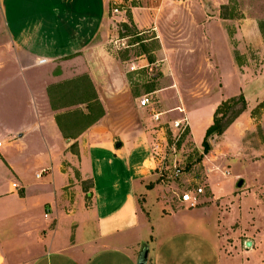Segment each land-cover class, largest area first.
Masks as SVG:
<instances>
[{
  "label": "rangeland",
  "instance_id": "obj_1",
  "mask_svg": "<svg viewBox=\"0 0 264 264\" xmlns=\"http://www.w3.org/2000/svg\"><path fill=\"white\" fill-rule=\"evenodd\" d=\"M120 1L124 9L113 19L115 0H109L112 19L105 29L106 57L98 58L104 62L99 66H105V72L98 74V86L89 61L81 56L56 61L44 73L28 76L39 102L23 104L22 109L47 117L42 121L45 133L54 124L60 133L59 137L30 135L31 143L52 140L55 156L62 161L68 153L78 154L77 140L89 129L103 128V138L115 132L113 138L118 141L121 129L146 133L160 178L170 193L176 183V193L182 195L199 187L207 196L212 193L208 187L211 180L222 194V198L210 201L216 209L202 208L204 203L200 202L198 209L183 211L173 219H162L160 206L151 207L159 240L175 241L183 247L188 262L200 256V264H219L221 250L230 258L223 264H264V124L259 123L264 96L255 98L256 78L264 75V0ZM133 65L136 71H131ZM145 95L151 96L152 103L141 108L139 100ZM242 98L245 111L239 114L244 108ZM207 105L199 132L205 122L214 124L215 117L226 124L237 116L231 125L241 117L249 119L235 132H228L230 125L222 133L208 136L210 126L204 138L209 153L203 155V143L195 142L190 127L181 133L173 122L182 118L177 108L184 109L186 116ZM156 113L164 114L159 126L153 122ZM8 125L18 123L13 118ZM18 140L16 134L0 136L4 145H15ZM67 143L72 145L67 147ZM19 150L10 146L4 150L18 159L16 171L0 150V214L22 211L23 204L8 195L13 178L17 184L34 182L32 175L27 176L33 164L19 161L31 155L21 152L25 153L21 158ZM35 157L34 165L38 162ZM177 169L182 171L179 177ZM240 181L243 185L238 187ZM89 185L90 181L83 183L86 194ZM0 224V252L4 251L10 258L8 264H13L16 219L4 218ZM173 228L175 237L165 239ZM4 229L9 230L1 232ZM251 236L256 243L245 249ZM188 247L194 250L191 255H185Z\"/></svg>",
  "mask_w": 264,
  "mask_h": 264
},
{
  "label": "crops",
  "instance_id": "obj_2",
  "mask_svg": "<svg viewBox=\"0 0 264 264\" xmlns=\"http://www.w3.org/2000/svg\"><path fill=\"white\" fill-rule=\"evenodd\" d=\"M111 19L109 0H0V136L16 134L20 142H0V150L9 158L6 161L13 171L18 159L7 155L5 148H19L21 158L25 154L21 152L29 153L31 157L19 161L33 164L27 176L32 175L34 181L25 185L19 181L22 189L16 190L13 178L8 195L23 204L22 211L0 214L1 222L4 218L16 219L13 264H138L145 248L149 250L147 264H200V256L188 262L183 257L184 248L175 241L161 242L152 224L151 207L155 205L160 206L165 220L189 209L181 202V194L176 193L179 184H173L172 194L163 180L157 183L161 175L146 133L121 129L118 141L113 138L115 132L103 138L106 130L92 128L77 140L78 154L68 153L62 161L55 156L52 140L33 144L29 139L30 135L59 137L60 133L56 124L45 133L42 121L47 117L22 109L23 104L39 102L28 76L44 73L56 61L81 56L89 61L98 86V74L105 72V66H99L104 62L98 58L106 57L105 29ZM42 60L46 63L40 64ZM256 82L258 100L264 96V75ZM207 108L186 115L193 139L199 144L213 125L208 121L202 132L198 130ZM261 116L259 123L264 124V114ZM13 118L18 125L9 126ZM248 119L241 117L228 132L242 128ZM161 122L162 117L154 123L159 126ZM33 157L38 159L36 165ZM88 181L90 192L86 194L82 186ZM208 187L212 193L200 197L204 203L201 207L207 209L214 207L212 199L222 198L220 186L209 180ZM175 235L173 228L164 238ZM248 242L252 243L251 249L256 239L251 236L245 249ZM219 246L223 248L221 242ZM187 250L185 255L194 251L192 247ZM220 253L219 264L230 261L226 252V256ZM9 261V256L0 252V264Z\"/></svg>",
  "mask_w": 264,
  "mask_h": 264
},
{
  "label": "built area",
  "instance_id": "obj_3",
  "mask_svg": "<svg viewBox=\"0 0 264 264\" xmlns=\"http://www.w3.org/2000/svg\"><path fill=\"white\" fill-rule=\"evenodd\" d=\"M175 1V0H171ZM121 6H124V3L120 0H115V18L118 16L124 8H121ZM40 64L46 63V60H42L39 62ZM137 67L136 65H133L131 67V71H136ZM152 103V98L150 95H145L140 98L139 100V107L145 108L148 107ZM176 111H179L180 114H182V118L179 120H176L173 122V127L177 131L181 133H185L187 129L189 128V124L187 121V117L185 116V111L182 108H177ZM163 113H156L153 115V121L156 123H159L161 120V117L163 116ZM158 146H155V149H157ZM182 174V171L180 169L176 170V176L179 177ZM13 187L17 190L19 189L18 184H13ZM204 194V190L202 188H195L193 191L185 192L181 195L180 200L183 204L187 206L189 210H193L198 208L200 205V197Z\"/></svg>",
  "mask_w": 264,
  "mask_h": 264
},
{
  "label": "trees",
  "instance_id": "obj_4",
  "mask_svg": "<svg viewBox=\"0 0 264 264\" xmlns=\"http://www.w3.org/2000/svg\"><path fill=\"white\" fill-rule=\"evenodd\" d=\"M241 102H242V105H244V108L242 109L241 112H239V114H241L243 111H245V105H246L245 100L242 98ZM236 117H233V119L229 120L226 124H223L222 123L223 121L218 120L217 117H215L214 124L208 129L207 135L209 136L211 134H220V133H222L228 126H230L234 122ZM203 147H204V154L203 155H207L209 153V145H208L206 140L203 142ZM160 181H162L161 178L157 181V183H159Z\"/></svg>",
  "mask_w": 264,
  "mask_h": 264
},
{
  "label": "water",
  "instance_id": "obj_5",
  "mask_svg": "<svg viewBox=\"0 0 264 264\" xmlns=\"http://www.w3.org/2000/svg\"><path fill=\"white\" fill-rule=\"evenodd\" d=\"M243 185V181H240L238 183V187H241ZM252 246V243L251 242H248L247 243V247L250 248ZM148 248H145L142 252H141V255H140V258H139V262L138 264H147V261H148Z\"/></svg>",
  "mask_w": 264,
  "mask_h": 264
}]
</instances>
